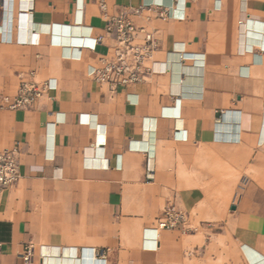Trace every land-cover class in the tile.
I'll list each match as a JSON object with an SVG mask.
<instances>
[{
  "label": "crops",
  "instance_id": "obj_1",
  "mask_svg": "<svg viewBox=\"0 0 264 264\" xmlns=\"http://www.w3.org/2000/svg\"><path fill=\"white\" fill-rule=\"evenodd\" d=\"M100 1L0 0V151L19 145L21 175L0 194V264H26L28 246L29 264L217 262L207 238L250 263L241 245L264 254V48L239 31L264 43V0H104L111 16H183L131 17L155 34L160 72L114 93L89 76L114 43ZM21 76L51 99L9 109ZM172 204L193 229L157 240Z\"/></svg>",
  "mask_w": 264,
  "mask_h": 264
},
{
  "label": "built area",
  "instance_id": "obj_2",
  "mask_svg": "<svg viewBox=\"0 0 264 264\" xmlns=\"http://www.w3.org/2000/svg\"><path fill=\"white\" fill-rule=\"evenodd\" d=\"M99 9L106 21L104 32L111 37L113 45L108 47L106 54L99 58L98 66L92 68L89 76L101 86L109 88L114 93L121 88H126L142 82L150 75L158 74L156 52L158 40L153 32L146 27H139L132 20V16H142L147 12L146 20L153 18L161 20L177 19L183 16L171 13L167 9L160 10L158 6H140L129 8L116 16L108 13L104 0L99 2ZM103 42V36L94 40L95 45ZM30 76H33L30 74ZM49 81L27 80L21 76V83L16 97L12 102L6 99L9 109H31L40 100H50ZM180 132H176L178 136ZM20 149L19 145L0 151V194L17 184L20 175ZM150 174V172H149ZM159 233L164 230L188 231V214L175 205L167 206L162 216L153 227ZM156 240V241H157ZM34 246H28L22 255L26 264L33 256Z\"/></svg>",
  "mask_w": 264,
  "mask_h": 264
},
{
  "label": "rangeland",
  "instance_id": "obj_3",
  "mask_svg": "<svg viewBox=\"0 0 264 264\" xmlns=\"http://www.w3.org/2000/svg\"><path fill=\"white\" fill-rule=\"evenodd\" d=\"M258 83L262 85V91L259 92V94L255 95V97H257L259 99L258 104H259V109L261 112V115L263 116V120H264V77L259 76L258 78ZM263 167H264V159H263ZM251 170H249V173H247V176H245L244 178H240L239 176V182L237 181V185H240L241 183H245V181L247 179L250 178H255V175L253 176V174L251 173ZM254 172V171H253ZM236 185V184H234ZM234 193L235 190L232 191L233 194V198H234ZM240 193V192H239ZM239 194H237V200L239 199ZM208 224H206L205 226L200 227L198 224H196V227L194 228L195 230L198 231V233L200 234V236H203V233L206 232L205 230H207L209 227L207 226ZM207 226V227H206ZM204 241H207L208 246H210L211 248H215V249H220L218 252H220V254H217V262H213V260H211V258L209 257L205 262H197L196 258H193V262L192 263H188V264H241V260L237 257L236 253H235V247L233 246V244L230 243L229 240L227 239H219V238H207V240L203 239L202 240V244ZM202 244L200 243V247L202 246ZM231 248L230 250L228 249ZM217 252V253H218Z\"/></svg>",
  "mask_w": 264,
  "mask_h": 264
},
{
  "label": "bare ground",
  "instance_id": "obj_4",
  "mask_svg": "<svg viewBox=\"0 0 264 264\" xmlns=\"http://www.w3.org/2000/svg\"><path fill=\"white\" fill-rule=\"evenodd\" d=\"M250 26V25H249ZM259 30H262L263 31V34H264V22H262L260 25H259ZM240 33H239V38H240V40H241V42H245V44H246V40L248 39V41H250V40H253V41H256L257 43H258V48H264V43H263V40H262V38H254V37H250V36H248V34H247V31L245 30V28H241L240 29V31H239ZM251 42V41H250ZM249 42V43H250ZM248 43V44H249ZM244 47H245V45H244ZM249 48V47H248ZM250 49V48H249ZM239 52V51H238ZM240 52H241V50H240ZM244 52V51H243ZM227 116V115H226ZM237 118V117H236ZM149 231V230H148ZM151 233L153 234V235H156L157 236V231H156V229H151ZM148 236V235H147ZM146 236V237H147ZM150 238V237H149ZM153 241V240H152ZM148 242V241H147ZM149 242H151L150 240H149ZM148 242V243H149ZM147 243V244H148ZM152 243V242H151ZM155 246H156V244H155ZM241 248H243V250H244V253H246V256L248 257V260L250 261V263L248 262V264H264V254L263 253H261L260 251H258V250H256L255 248H253V247H251V246H248V245H241ZM242 252V251H241ZM243 256H244V258H246L245 257V255L243 254ZM247 260V259H246ZM54 261H55V259H54ZM52 262V261H51ZM67 264H68V261H67Z\"/></svg>",
  "mask_w": 264,
  "mask_h": 264
}]
</instances>
